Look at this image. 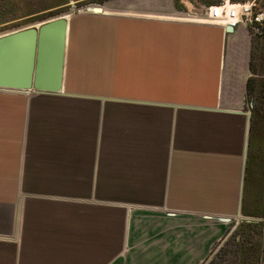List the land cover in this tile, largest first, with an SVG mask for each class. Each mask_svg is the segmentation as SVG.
<instances>
[{"label":"crops","instance_id":"1","mask_svg":"<svg viewBox=\"0 0 264 264\" xmlns=\"http://www.w3.org/2000/svg\"><path fill=\"white\" fill-rule=\"evenodd\" d=\"M223 1L237 5L169 0ZM134 4L144 13L118 16V96L68 65L92 57L75 46L78 15L59 94L0 89V264H207L242 214L250 29Z\"/></svg>","mask_w":264,"mask_h":264},{"label":"rangeland","instance_id":"2","mask_svg":"<svg viewBox=\"0 0 264 264\" xmlns=\"http://www.w3.org/2000/svg\"><path fill=\"white\" fill-rule=\"evenodd\" d=\"M149 1L155 7V10L151 12L155 18L171 20L178 16L184 18L188 14L202 18L205 13L202 10H193L190 13L178 3L177 9L172 10L169 0ZM230 1L233 4H241L245 0ZM256 4V10L264 13V0H256ZM95 7L108 13H90V10ZM124 13L140 15L144 12L135 6L134 0H0V35L38 26L61 16L66 20H74L76 15L84 16L85 19L82 18V21L75 25V46L82 55L91 53L92 57L87 58L84 55L73 61L69 55L68 65L74 64L80 80H83L81 85L90 86L91 91L94 92L104 88L102 92L106 93L107 89L109 96H118V16ZM250 32L255 39L252 78L256 82V90L246 103V112L252 122L253 138L251 140L254 146L251 177L248 176L249 182L251 179L247 188L248 199L242 202L244 209L241 217L237 216V219L231 223V231L227 239L214 248L207 264H260L262 258L261 239L264 237V25L259 35H254L251 30ZM87 68H93L91 69L93 71ZM244 218L258 219L260 223H252L254 226L251 227L240 226L248 224L243 221Z\"/></svg>","mask_w":264,"mask_h":264},{"label":"water","instance_id":"3","mask_svg":"<svg viewBox=\"0 0 264 264\" xmlns=\"http://www.w3.org/2000/svg\"><path fill=\"white\" fill-rule=\"evenodd\" d=\"M90 13L100 14L102 9L95 7ZM69 21L60 17L0 36V89L59 94L64 81ZM234 31L227 26L228 34ZM243 221L260 223L258 219Z\"/></svg>","mask_w":264,"mask_h":264},{"label":"built area","instance_id":"4","mask_svg":"<svg viewBox=\"0 0 264 264\" xmlns=\"http://www.w3.org/2000/svg\"><path fill=\"white\" fill-rule=\"evenodd\" d=\"M227 1L206 8L204 16L205 21L217 22L222 25L232 26L235 30L244 24L254 35H259L264 25V13L256 10V0H245L241 3V9L235 8L223 10ZM231 2V1H229Z\"/></svg>","mask_w":264,"mask_h":264},{"label":"trees","instance_id":"5","mask_svg":"<svg viewBox=\"0 0 264 264\" xmlns=\"http://www.w3.org/2000/svg\"><path fill=\"white\" fill-rule=\"evenodd\" d=\"M254 47H255V39H253V50H252V57H251V66H250V69H251V77L250 79L248 80V83H247V100L249 99V97L251 95H253L255 93V90H256V82L255 80L252 78V69H253V57H254ZM251 133H252V127H251ZM244 209V207H243ZM240 226H245V227H251V226H254L252 225V223H248V224H243V225H240ZM256 226H260V225H256ZM264 245V237L261 239V248H262V252H263V246Z\"/></svg>","mask_w":264,"mask_h":264},{"label":"bare ground","instance_id":"6","mask_svg":"<svg viewBox=\"0 0 264 264\" xmlns=\"http://www.w3.org/2000/svg\"><path fill=\"white\" fill-rule=\"evenodd\" d=\"M232 8H235V9H237L238 11L241 9V4H237V5H232V4H230V3H227V4H225V8H223V10H230V9H232ZM102 13H103V10H102ZM61 17H63V16H61ZM60 18V17H59ZM65 19V18H64Z\"/></svg>","mask_w":264,"mask_h":264}]
</instances>
